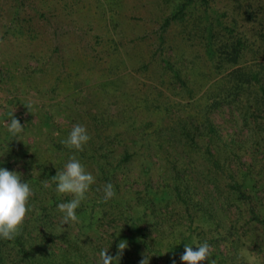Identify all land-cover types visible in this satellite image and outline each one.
<instances>
[{"label":"rangeland","instance_id":"rangeland-1","mask_svg":"<svg viewBox=\"0 0 264 264\" xmlns=\"http://www.w3.org/2000/svg\"><path fill=\"white\" fill-rule=\"evenodd\" d=\"M245 1L0 0V168L34 191L16 237L27 256L0 239V264H100L99 253L108 248L115 258L120 242L126 248L117 264H140L144 254L149 264H181L185 245L196 250L204 242L211 249L204 264H264V110L257 92L264 50L257 40L255 54L237 66L202 53L210 23L216 44L229 37L254 42L258 29ZM250 68L263 70L259 83L247 85ZM230 86L240 87L234 104L213 109ZM11 113L24 127L19 140L4 124ZM75 124L91 137L81 152L62 143ZM187 134L199 146L185 149ZM205 146L219 153L217 165ZM167 149L181 150L173 170ZM125 150L137 153L127 171L119 166L126 203L116 196L118 203H105L101 170L120 163ZM152 150L162 152L150 160L143 153ZM71 155L95 183L76 210L79 222L60 226L57 205L71 197L58 195L51 179ZM239 183L247 186L243 195ZM156 196L165 199L148 204ZM137 216L142 221L130 224Z\"/></svg>","mask_w":264,"mask_h":264},{"label":"clouds","instance_id":"clouds-1","mask_svg":"<svg viewBox=\"0 0 264 264\" xmlns=\"http://www.w3.org/2000/svg\"><path fill=\"white\" fill-rule=\"evenodd\" d=\"M30 107L29 105L28 108ZM10 117L6 120L7 122H4L6 130L12 138L19 140L24 127L21 126L19 120L12 118V113ZM90 139L86 127L75 124L62 143L70 150L81 152ZM51 181L55 183V191L58 195L71 197L68 202L57 205L58 211L62 214L60 226L78 223L76 210L86 199V193L95 183V177L86 171L76 155H71L63 170L56 173ZM42 183L45 187L49 186L48 181ZM33 195V189L29 183L22 182L20 174L0 168V239L11 241L20 234V229L30 211L29 199ZM115 195L113 184H106L103 188V201L107 203ZM125 248L126 243L120 242L117 245L115 258L108 254V248L103 249L99 253L100 264H117ZM195 249L185 245L184 253L180 257L181 264H204L211 256V249L207 242L195 246ZM149 258L150 256L144 254L140 264H149Z\"/></svg>","mask_w":264,"mask_h":264},{"label":"trees","instance_id":"trees-1","mask_svg":"<svg viewBox=\"0 0 264 264\" xmlns=\"http://www.w3.org/2000/svg\"><path fill=\"white\" fill-rule=\"evenodd\" d=\"M186 2H187V5H189L192 3V0H186ZM245 4H246V10L251 11V14L253 15L251 23L256 25V28L258 29V32H254V35H253L254 42L250 43L251 45H249V44L244 43V41L240 37H238L237 35H232V36H237L238 38H236V37L230 38L229 37L227 39L221 40L220 42H218L216 44L215 41H218V39H217V37L213 36L216 34L214 33V28L212 27V24L210 23L202 29V34L206 33L205 37L202 35L204 38H206V39H204V43H203V47H202V53H203V55H205L207 57V59L210 62H218L220 64L226 63V64H229V66H237L240 64L241 61H243L244 57L248 53L253 54V55L255 54V52L252 51V48L257 43V40L262 45V48L257 47L258 50L259 49H261L262 51L264 50L263 49L264 48V0H246ZM186 8H187L186 5L180 6V10L182 9V11H183V9L185 10ZM203 12H204V15L209 14L208 9H203ZM178 17H179V15L175 14V15H173V18L165 19L166 21H165L164 26H167L172 20H175ZM231 32H236V29L232 28ZM259 33L261 34L260 35L261 37L259 36ZM257 37H258V39H257ZM161 41L162 42L164 41L163 37H161ZM216 46H218V49L216 48ZM219 52H220V54H219ZM251 60H254V58H252ZM165 66L166 67L168 66L167 60L165 62ZM170 69L172 70V68H170ZM252 70H254V71H252ZM262 73H263V70H260V69L250 68L248 71H246L245 76H246L247 85H248V83H252V82L259 83L260 82L259 80L261 78ZM175 78L179 79V73L175 72ZM239 89H240V87H237V86L228 87L226 90H224L221 93L219 98L216 99V101L212 105V108L213 109H216V108L219 109L220 106L224 103L229 104V105L234 104L233 102L236 101V97L239 96V94H241L240 92L236 91ZM257 92L261 96V106L264 110V85L263 84L262 85L259 84V87L257 88ZM246 117L247 116L245 115V118ZM208 130H209L208 132L216 135V132L214 131L213 127H210ZM199 136L200 135H198V138H201ZM187 137H189V138L186 139L185 149L195 147V145L199 146V141H195L196 137L194 134H191V135L187 134ZM132 142L135 143L136 141L132 140ZM143 146H146L148 149H150L149 143L145 144ZM205 148H206L205 152H208L209 149L207 150L206 146H205ZM153 150L155 151V149H153ZM153 150L151 151V153H147V154L143 153V154H145V156H148L150 158V160H152V157L157 158L156 155L158 153L162 152V151L158 150L155 153ZM179 151H181V150H178V151L175 150L173 153L168 149L166 151H163L165 158H167V159H165V162L168 161V162L172 163V166H171L172 170L174 169V166L176 163L175 157H178ZM185 153H186V151H185ZM123 156L124 157L120 163L110 165L109 167H106L108 169H102L101 172L103 173V175L105 177V181L107 183L113 184L114 191L116 193L115 196L117 198L122 199L123 202H125V199L123 197H121V193H120L121 189H120L119 185L121 184V181H120L119 175H118V171L120 169L119 166L121 164H125L123 167L125 169H122V171H124V170L127 171L126 168L129 167L134 160H136L137 153L128 152V150H125V152L123 153ZM138 156H142V154H140ZM208 156H209L208 160L212 161L214 165H217L216 157L219 156V153L217 151L215 153L208 152ZM94 160L97 161L96 156L94 157ZM244 168H246L245 169V175L250 176L252 173L251 168L249 166H244ZM245 188H247V186L244 183H239L237 186V193L239 195H243L244 194L243 191ZM164 199H165V196H156V197L152 198V203L148 200V204L157 205L160 201H163ZM112 202L118 203V201H116L114 198H113ZM119 202H121V201H119ZM261 220H263V219H261ZM140 221H142L141 217H139V216L132 217L130 224H136ZM136 228L139 230L138 225L136 226ZM144 238H145V236H144ZM8 242L10 244H14L17 247L18 251L20 253H22V255L27 256V253L24 250L23 246L17 241L16 238L11 240V241H8ZM142 243L147 248H150V244L146 240L142 241Z\"/></svg>","mask_w":264,"mask_h":264}]
</instances>
